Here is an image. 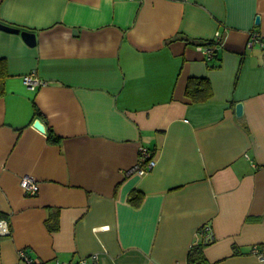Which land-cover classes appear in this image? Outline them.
<instances>
[{
	"label": "crops",
	"instance_id": "0c3cea01",
	"mask_svg": "<svg viewBox=\"0 0 264 264\" xmlns=\"http://www.w3.org/2000/svg\"><path fill=\"white\" fill-rule=\"evenodd\" d=\"M0 23L20 30L0 28V264H189L201 243L264 264V0H0ZM142 147L156 166L128 174Z\"/></svg>",
	"mask_w": 264,
	"mask_h": 264
},
{
	"label": "built area",
	"instance_id": "2783aa9c",
	"mask_svg": "<svg viewBox=\"0 0 264 264\" xmlns=\"http://www.w3.org/2000/svg\"><path fill=\"white\" fill-rule=\"evenodd\" d=\"M255 41L261 42L260 34L254 33L253 41H251L249 44L252 45V44H254ZM206 49H207L206 51L208 52V54L210 56H214L215 49H213L211 47H206ZM34 76L33 75H26L24 78V81H26L28 86H30L31 88H37V86L39 85V82H40V80H38V78H36V76L35 77ZM142 148H143L142 149V159L138 162V164H136L134 167H132L131 169H129L127 171L128 174L145 175L149 171H151V169H153L156 166L157 160H155V158L152 156L151 150L149 148H145V147H142ZM22 187L28 195H30V194L35 195L40 190L39 189V183L35 179L30 178V177L29 178H27V177L23 178ZM200 231H201V233L210 232V227H202V229ZM0 232L3 235H6L7 233L10 232L8 220H6L4 218L0 219ZM20 251H21L22 258L24 260H26L28 263H30V264H41L40 262L34 261V259H32L28 255L27 251H25V250H20ZM253 253H255L259 257V259L264 262V252L260 246L256 245L253 248ZM91 259L94 262V264H98L99 260H98V257L96 255L92 256ZM84 263H86V262H83V264Z\"/></svg>",
	"mask_w": 264,
	"mask_h": 264
},
{
	"label": "trees",
	"instance_id": "16d2710c",
	"mask_svg": "<svg viewBox=\"0 0 264 264\" xmlns=\"http://www.w3.org/2000/svg\"><path fill=\"white\" fill-rule=\"evenodd\" d=\"M212 46H214V42L210 43ZM216 50L214 55H216ZM6 62L4 58H0V78L4 76L6 72ZM202 82V81H201ZM37 112V111H36ZM209 243H201L196 244L193 247H191L190 253H189V264H215L208 262L206 256L203 253L204 247Z\"/></svg>",
	"mask_w": 264,
	"mask_h": 264
},
{
	"label": "water",
	"instance_id": "95a60500",
	"mask_svg": "<svg viewBox=\"0 0 264 264\" xmlns=\"http://www.w3.org/2000/svg\"><path fill=\"white\" fill-rule=\"evenodd\" d=\"M260 21V18H259V16L257 17V19H256V22L257 23H260L259 22ZM0 28L1 29H4V30H7V31H9V32H11V31H15V32H20V30L19 29H17V28H14V27H8V26H6L5 24H3V23H0ZM23 34H27L25 31H23ZM28 34H30V33H28ZM32 38H34V36H32ZM236 108H237V113H238V115H242V113H243V104L242 103H238L237 105H236ZM34 126L37 128V129H40L41 131H46V128H45V124H44V122H42L40 119L39 120H37V121H35V123H34Z\"/></svg>",
	"mask_w": 264,
	"mask_h": 264
},
{
	"label": "rangeland",
	"instance_id": "374dc122",
	"mask_svg": "<svg viewBox=\"0 0 264 264\" xmlns=\"http://www.w3.org/2000/svg\"><path fill=\"white\" fill-rule=\"evenodd\" d=\"M0 219H2V218H0ZM7 235V234H6ZM256 245H253L252 246V249H251V253H253V248L255 247ZM255 254V253H254ZM256 255V254H255ZM257 256V255H256ZM258 257V256H257ZM259 258V257H258Z\"/></svg>",
	"mask_w": 264,
	"mask_h": 264
}]
</instances>
